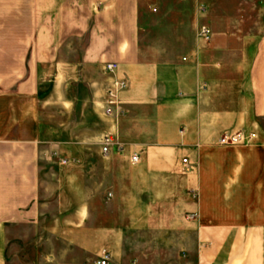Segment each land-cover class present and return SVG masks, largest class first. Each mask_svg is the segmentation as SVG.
<instances>
[{"label":"crops","instance_id":"1","mask_svg":"<svg viewBox=\"0 0 264 264\" xmlns=\"http://www.w3.org/2000/svg\"><path fill=\"white\" fill-rule=\"evenodd\" d=\"M0 97V264H264V0H0Z\"/></svg>","mask_w":264,"mask_h":264},{"label":"built area","instance_id":"2","mask_svg":"<svg viewBox=\"0 0 264 264\" xmlns=\"http://www.w3.org/2000/svg\"><path fill=\"white\" fill-rule=\"evenodd\" d=\"M200 35L208 39L210 36V30L207 27H202L200 31ZM118 64L115 62L106 63L104 65V71L110 76V83L106 89L105 101H104V115L106 117H114L116 116L117 111L120 110L121 98L120 95L123 91H125L128 87V81L120 77L117 74ZM247 141L246 135L242 132H235L229 135H224L220 139V143L222 145H242ZM115 144V140L110 134L104 135L102 139V151L103 153H109L113 150V146ZM120 150V147L117 148ZM138 157L136 154L132 156V161H137ZM66 162V161H64ZM183 162L186 163L187 159H183ZM96 264H110V255L109 253H104L100 256Z\"/></svg>","mask_w":264,"mask_h":264},{"label":"rangeland","instance_id":"3","mask_svg":"<svg viewBox=\"0 0 264 264\" xmlns=\"http://www.w3.org/2000/svg\"><path fill=\"white\" fill-rule=\"evenodd\" d=\"M51 86H52L51 84L45 86V88H47L46 90L49 91L51 89ZM67 89L72 90L73 89L72 85H69ZM31 102L32 101L30 98H21V97H10L9 99L6 97L4 100L0 99V130L6 127L9 121L13 122V118L15 119L21 114L20 112H18L19 109H21L25 104L26 105L31 104ZM34 106L38 107L39 113H36V114H39L42 118L45 116H48V117L52 116V117H57V118L62 117L64 119H67V118H71L72 116L71 113L59 112V110H47V108L46 109L42 108L41 104L39 103L34 104ZM19 230H23V228ZM26 232L33 233V230L30 228H27ZM27 242H30V241H27ZM27 247H29V245H27ZM28 250H29L28 252L31 254L29 258L30 259L34 258V255H32L34 249H32V247L31 248L29 247ZM69 260H70V257L65 256L64 264H70L67 262ZM18 261L16 264H26L23 262L20 263Z\"/></svg>","mask_w":264,"mask_h":264}]
</instances>
